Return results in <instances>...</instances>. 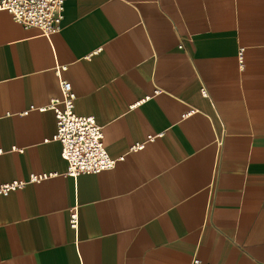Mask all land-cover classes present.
<instances>
[{
  "label": "crops",
  "instance_id": "crops-1",
  "mask_svg": "<svg viewBox=\"0 0 264 264\" xmlns=\"http://www.w3.org/2000/svg\"><path fill=\"white\" fill-rule=\"evenodd\" d=\"M63 16L45 36L0 11V187L25 183L0 196V264H264V0H66ZM60 80L113 170L66 176Z\"/></svg>",
  "mask_w": 264,
  "mask_h": 264
},
{
  "label": "built area",
  "instance_id": "built-area-1",
  "mask_svg": "<svg viewBox=\"0 0 264 264\" xmlns=\"http://www.w3.org/2000/svg\"><path fill=\"white\" fill-rule=\"evenodd\" d=\"M66 0H0V11H7L13 20L24 28L39 29L43 35L49 36L60 32L63 21ZM242 60V53H240ZM64 68L56 70L58 76ZM61 98L50 102L48 109L56 117V135L54 140L60 144L61 156L67 162L68 177L98 174L113 170L118 161L109 156L105 144L102 127L93 117H84L76 114L75 104L77 96L72 84L67 80H60ZM205 95V91L203 90ZM154 137H148V141ZM143 144L135 146L134 150H141ZM46 176H32L30 183L45 179ZM25 186V183H12L0 187V196H8L12 191ZM70 226L78 227V208L70 210ZM191 264L204 263L194 257Z\"/></svg>",
  "mask_w": 264,
  "mask_h": 264
}]
</instances>
